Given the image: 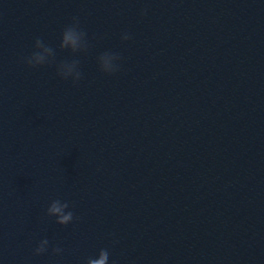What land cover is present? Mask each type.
<instances>
[{
    "label": "water",
    "instance_id": "95a60500",
    "mask_svg": "<svg viewBox=\"0 0 264 264\" xmlns=\"http://www.w3.org/2000/svg\"><path fill=\"white\" fill-rule=\"evenodd\" d=\"M0 264H264V0H0Z\"/></svg>",
    "mask_w": 264,
    "mask_h": 264
},
{
    "label": "clouds",
    "instance_id": "9594fccd",
    "mask_svg": "<svg viewBox=\"0 0 264 264\" xmlns=\"http://www.w3.org/2000/svg\"><path fill=\"white\" fill-rule=\"evenodd\" d=\"M75 39H76V37H75L74 33H72L71 31L66 32L64 35V41L66 43H74ZM35 58L37 61H39L42 57L39 54H37ZM51 211L57 212V211H59V208L54 205L52 207ZM68 218H69L68 215H64V216L60 217L61 220H67ZM38 251H39V249H38ZM102 259H107V254H105L102 257Z\"/></svg>",
    "mask_w": 264,
    "mask_h": 264
}]
</instances>
